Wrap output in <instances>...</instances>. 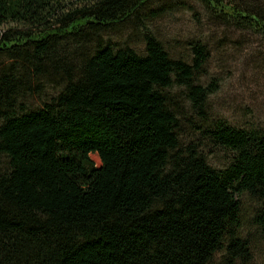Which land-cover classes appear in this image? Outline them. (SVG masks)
I'll return each mask as SVG.
<instances>
[{
    "label": "trees",
    "instance_id": "1",
    "mask_svg": "<svg viewBox=\"0 0 264 264\" xmlns=\"http://www.w3.org/2000/svg\"><path fill=\"white\" fill-rule=\"evenodd\" d=\"M159 1L0 0V264L264 258V129L207 114L214 84L197 80L209 50L171 56L148 26ZM197 1L211 21L264 37V4ZM125 31L143 54L113 42ZM174 88L196 139L182 141ZM207 145L228 154L224 167Z\"/></svg>",
    "mask_w": 264,
    "mask_h": 264
},
{
    "label": "rangeland",
    "instance_id": "2",
    "mask_svg": "<svg viewBox=\"0 0 264 264\" xmlns=\"http://www.w3.org/2000/svg\"><path fill=\"white\" fill-rule=\"evenodd\" d=\"M256 1L264 4V0ZM159 7H163L164 12L150 19L148 26L171 56L190 61L191 45L197 42L209 50L208 61L197 80L203 87L214 84V92L207 100V114L232 126L264 129V37L211 21L197 0H160L154 2L151 9ZM111 37L117 45H128L139 54L144 52L139 34L125 31ZM173 92L176 108L185 115L180 117V133L182 141L187 142L196 136L191 126L197 116L179 89L174 88ZM204 150L211 166L221 168L226 165L228 154L209 145ZM91 158L100 165L95 155ZM253 207V203L242 199L244 219H249ZM212 264H219L218 255ZM252 264H264V258L256 249Z\"/></svg>",
    "mask_w": 264,
    "mask_h": 264
}]
</instances>
